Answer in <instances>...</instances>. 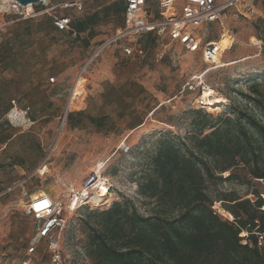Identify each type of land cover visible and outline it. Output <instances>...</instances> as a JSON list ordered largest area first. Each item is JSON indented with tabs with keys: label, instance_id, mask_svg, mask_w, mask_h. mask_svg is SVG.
<instances>
[{
	"label": "rangeland",
	"instance_id": "374dc122",
	"mask_svg": "<svg viewBox=\"0 0 264 264\" xmlns=\"http://www.w3.org/2000/svg\"><path fill=\"white\" fill-rule=\"evenodd\" d=\"M252 4L253 10L245 13L247 17L230 10L224 25L205 24L199 30L202 38L218 42L225 29L230 32L233 47L222 51L220 58L223 63L234 64L223 67L209 66L200 54H186L167 38L152 36L133 40L145 50L142 58L126 57L120 49L111 47L94 62L86 78L76 80L90 51L117 32L119 24L115 20L103 21L93 32L79 37L41 32L42 18L0 31V81L14 78L21 91L17 110L0 120V264H22L26 256L27 245L36 232V222L24 212L31 197L57 185L59 197L66 198L68 189L80 188L88 174L98 170L103 177L111 178L113 195L108 193L100 205L68 215L70 226L62 237L64 256L73 260L74 248L86 243L89 223L94 225L89 215L92 209L106 210L114 201L128 198L139 211L148 214L152 206L144 205L139 198V180L164 133L186 138L191 131L193 116L189 111L197 110L193 106L195 95L180 92L192 77L204 76L212 89L227 98L222 108H214L219 109L217 112L205 110L214 118L229 114L230 107L240 106L264 123V109L244 98L251 96L255 83L264 86V49L249 47L250 39L264 38V0H253ZM98 5L89 3L87 12L98 10ZM9 18L0 14V24ZM28 29L31 33L25 35ZM7 42L14 45L17 61L14 68L4 71L1 55ZM68 100L70 113L108 116L106 127L99 130L85 119L81 129L67 125L63 130L61 116ZM139 115L144 117L143 123L137 129L130 128ZM9 137V141L1 142ZM124 143L131 147L128 155L122 152ZM250 170L248 164L240 163L220 175L224 179L233 173V180L209 184L207 191L214 206L229 204L220 201L225 193L233 192L240 200L245 199L251 192ZM227 214L222 209L221 216L233 221ZM49 257L45 242L39 246L35 263L46 264Z\"/></svg>",
	"mask_w": 264,
	"mask_h": 264
},
{
	"label": "trees",
	"instance_id": "16d2710c",
	"mask_svg": "<svg viewBox=\"0 0 264 264\" xmlns=\"http://www.w3.org/2000/svg\"><path fill=\"white\" fill-rule=\"evenodd\" d=\"M89 3L99 4V9L88 13ZM125 11L123 0L88 2L83 13H66L72 16L71 28L66 32L59 31L48 17H41L45 20L39 26L49 36L59 32L79 37L90 34L106 20L113 19L123 28ZM34 20L20 21L10 27ZM30 33L28 29L25 35ZM152 36L158 38L155 32L140 38L147 40ZM105 40L90 51L85 61ZM138 47L143 49L142 45ZM14 50V45L7 42L1 55L4 71L16 65ZM133 86L144 92L139 86ZM18 88L14 78L1 79L0 120L18 107L17 99L21 96ZM251 93L244 98L264 109V86L255 83ZM184 94L192 93L181 95ZM155 112L154 108L152 113ZM189 113L193 119L186 138L164 133L139 180V198L144 205L152 206L148 214L139 211L136 203L128 198L114 201L106 210L90 211L94 225L89 223L90 233L84 248L91 264H264V251L256 247L253 237L249 236L250 241L240 237L243 232L251 233L256 221L264 227V212L258 209L263 201L259 198L253 205L249 199L240 200L233 192L225 193L220 201L229 204L220 203V206L233 218L229 221L215 211V201L207 191L209 184L233 180V173L224 179L220 175L240 163L251 167L250 185L257 180L264 181V123L240 106L230 107L229 114L217 118L203 110ZM86 114L70 113L67 122L77 127L89 119L99 130L106 127L108 116L97 118ZM31 120L35 122L36 118L33 116ZM143 121V116H137L130 128L137 129ZM256 187L258 196L261 185Z\"/></svg>",
	"mask_w": 264,
	"mask_h": 264
},
{
	"label": "built area",
	"instance_id": "2783aa9c",
	"mask_svg": "<svg viewBox=\"0 0 264 264\" xmlns=\"http://www.w3.org/2000/svg\"><path fill=\"white\" fill-rule=\"evenodd\" d=\"M94 1L101 0H42L40 3L33 5H22L17 0H0V14L11 17L0 24V31L20 21L48 17L53 20L54 26L59 31L66 32L70 30L72 22V16L66 15V13L68 11L83 13L86 3ZM123 1L126 7L125 26L119 28L113 36L106 39L102 45L95 49L79 68L76 80L85 78L86 72L93 62L108 48H121L126 56H143V49L138 46L135 47L127 41L136 40V38L152 34V32H155L158 37L167 38L170 42L182 48L186 54H200L207 65L218 66V60L222 53L220 42L202 38L199 35V30L205 24L221 22L224 25L223 19L226 18V13L230 10H238V14L245 17V13L251 12L254 5L252 4L253 0ZM249 47L262 51L264 49V38L254 37L250 39ZM203 77H192L183 87L181 94L189 92L195 95L193 106L197 110L210 111V108H222L223 104L227 102V98L224 94L212 89ZM51 81H55V79L52 78ZM71 95L72 89L70 90L69 100ZM223 99L224 101H222ZM69 100L61 120L62 129H64L63 126L70 112L68 110ZM221 102L223 103L220 104ZM13 110L16 111L17 108ZM25 114L26 112H24ZM122 152L126 155L130 154L131 147L124 143ZM109 179L111 178L103 177L100 170H98L88 174L81 188L73 190L66 198L54 200L44 193L38 194L37 197H31L24 207V212L36 222V232L28 244L29 247L22 264H36L35 255L42 241H46L50 254L49 264H74L73 260H77L81 264H91L84 245L74 248L73 260L69 256H64L62 253V237L70 226L68 215L72 216L74 212L82 208L95 207L93 206V204H96L93 201L95 192L102 189H108L107 193L109 194L112 192L113 186ZM257 184L263 185V193L258 197L255 195ZM250 190L251 192L246 199H249L255 205L260 198L263 202L258 209L264 212V181H254ZM213 208L217 213L222 214L220 204ZM255 224L257 225L252 228L251 233L243 232L240 237L247 240L251 235L255 240L256 247L264 251V227L260 225L259 221H256Z\"/></svg>",
	"mask_w": 264,
	"mask_h": 264
},
{
	"label": "bare ground",
	"instance_id": "6f19581e",
	"mask_svg": "<svg viewBox=\"0 0 264 264\" xmlns=\"http://www.w3.org/2000/svg\"><path fill=\"white\" fill-rule=\"evenodd\" d=\"M228 30H224L220 36V45L222 48V51H228L229 49H231L233 47V41L232 39L229 37L228 35ZM218 64L220 66H230L233 65V62H227V63H223L221 58L218 60ZM224 101V99L222 100ZM223 102H221L220 104H222ZM217 110L219 109H214V108H210V112H217ZM54 191V190H53ZM108 189H102L99 192H95L94 197H93V201L97 203V205H100L101 202H103L102 200L108 195L107 193ZM44 192L40 191L38 194H43ZM49 195V194H48ZM38 195H34V197H37Z\"/></svg>",
	"mask_w": 264,
	"mask_h": 264
},
{
	"label": "crops",
	"instance_id": "0c3cea01",
	"mask_svg": "<svg viewBox=\"0 0 264 264\" xmlns=\"http://www.w3.org/2000/svg\"><path fill=\"white\" fill-rule=\"evenodd\" d=\"M208 25H210V24H208ZM118 31V30H117ZM210 40V39H209ZM212 41H214V40H212ZM135 42L136 41H133V40H130V41H127V43H131V44H133V45H135V47L136 46H138L137 44H135ZM118 49H120L122 52H123V50L121 49V48H118ZM123 54H124V52H123ZM124 56H126L125 54H124ZM127 57V56H126ZM130 57V56H129ZM133 58H142V56H132ZM98 59H100V57L98 58ZM97 59V60H98ZM97 60H95V61H97ZM94 61V62H95ZM94 62H93V64H94ZM92 64V65H93ZM92 65L90 66V68L88 69V71L91 69V67H92ZM82 66V65H81ZM81 66L79 67V68H81ZM88 71L86 72V74L88 73ZM77 73H78V71H77ZM77 76V75H76ZM87 76V75H86ZM86 78V77H85ZM65 110V109H64ZM66 111V110H65ZM65 111L63 112V114H62V116H61V120H62V117H63V115H64V113H65ZM71 111V110H70ZM80 112H82V111H80ZM83 112H85V111H83ZM71 113H73V112H71ZM70 115V112H69V114H68V116ZM86 115H89L88 113L86 114ZM94 117V116H93ZM67 120H68V117H67ZM67 120H66V122H65V124H64V129L66 128V126L68 125V127H71L72 129H81L83 126H81V125H79V126H77V127H72L71 125H69L68 124V122H67ZM63 129V130H64ZM83 183V182H82ZM82 185V184H81ZM80 188H81V186H80ZM80 188H78V187H73L72 189H68L66 192L69 194V193H71L73 190H78V189H80ZM261 188H262V191L260 190V193L258 194V196H260L261 195V193H263V185H261ZM54 190V191H53ZM58 191H60V187L59 186H57V185H55V186H53V188H51L48 192H46V193H44L45 195H48L49 197H51L52 199H59V198H61V197H59V195H58ZM257 192V191H256ZM113 194L111 193V196H112ZM257 196V197H258ZM46 241H42L40 244H39V246L40 245H42L43 243H45ZM29 246L27 245V248H28ZM27 248H26V250H25V253H26V251H27ZM38 251H39V248H38ZM38 251H37V253H36V255L38 254ZM36 255H35V259L37 260V258H36ZM49 259H50V257L48 258V260H47V263L46 264H49ZM36 260H35V262H36Z\"/></svg>",
	"mask_w": 264,
	"mask_h": 264
},
{
	"label": "water",
	"instance_id": "95a60500",
	"mask_svg": "<svg viewBox=\"0 0 264 264\" xmlns=\"http://www.w3.org/2000/svg\"><path fill=\"white\" fill-rule=\"evenodd\" d=\"M17 1H19L22 5H33L40 3L42 0H17Z\"/></svg>",
	"mask_w": 264,
	"mask_h": 264
}]
</instances>
